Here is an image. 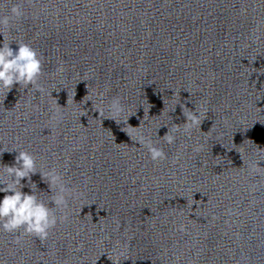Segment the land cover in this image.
Instances as JSON below:
<instances>
[{"label":"clouds","instance_id":"9594fccd","mask_svg":"<svg viewBox=\"0 0 264 264\" xmlns=\"http://www.w3.org/2000/svg\"><path fill=\"white\" fill-rule=\"evenodd\" d=\"M32 2L33 0H20L19 3H13L12 0H0V36L3 37L2 42H0V95L3 96V101L13 87L17 85L20 91L27 89V91H35L41 94L45 91L40 83L41 78L46 74L44 54L30 43L17 39L13 35V31H18V23L27 16L25 3L31 4ZM13 43L17 45L16 49L11 47ZM64 71L63 64L57 66V73ZM177 95L180 96V91L173 90V96ZM75 96L73 100H75ZM124 99L119 95L109 99L106 90H98L96 100L93 101L89 98L85 103L91 102L92 110L99 114V118L112 120L117 126H120V131L125 133L139 148L146 150L153 162L167 159L164 148L153 140L150 133L147 135L140 133L135 137L132 135L134 131L144 125V118H138L139 125L132 126L129 120L137 113L125 115ZM57 104L60 105L58 101ZM177 105L182 110L184 122L179 124L172 122L171 128L166 126L167 131L163 136L158 135V130L161 127L156 132L159 139L170 146L176 143L177 133L191 138L192 130H201L203 123L196 105L194 108H189L186 104L178 102L172 112L175 111ZM151 107L150 104L147 110L148 115ZM8 114H12L11 110ZM53 115L55 116V113ZM81 115L85 116L86 113ZM17 119H19L18 116ZM252 142L255 143L253 140ZM256 146L259 151L264 152V148L257 144ZM199 150V147L193 148V151L198 152ZM5 151H14L17 154L14 163L11 165L0 164V193H4L3 198L0 199V232L6 234L19 233V235H15L14 243H19L24 237H35L43 241L48 238L58 223H63L67 219L65 210L69 207V201L77 199L80 194L74 187H69L70 181L65 177L66 172L60 171L57 164L53 163L51 167L47 165L38 166L37 156L26 149L13 148L9 151L6 147H0V156ZM260 161L250 160L248 162L247 168L250 175L264 172V167L259 166ZM37 173L40 174L50 189L51 194L48 195L47 199L39 195L40 190L32 180V176ZM25 179L27 184L22 183ZM25 187L30 189V193L23 191ZM193 205H198V201L194 199V194L191 201L186 200L185 207L191 212ZM177 230L183 233L187 230V226L181 222Z\"/></svg>","mask_w":264,"mask_h":264}]
</instances>
